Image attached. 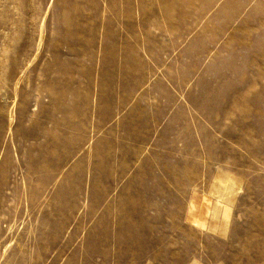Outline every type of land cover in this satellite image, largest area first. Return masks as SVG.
<instances>
[{
    "label": "rangeland",
    "instance_id": "obj_1",
    "mask_svg": "<svg viewBox=\"0 0 264 264\" xmlns=\"http://www.w3.org/2000/svg\"><path fill=\"white\" fill-rule=\"evenodd\" d=\"M0 264H264V0H0Z\"/></svg>",
    "mask_w": 264,
    "mask_h": 264
}]
</instances>
